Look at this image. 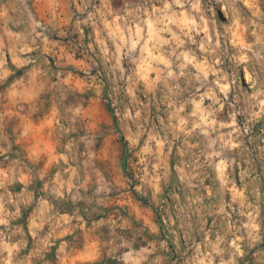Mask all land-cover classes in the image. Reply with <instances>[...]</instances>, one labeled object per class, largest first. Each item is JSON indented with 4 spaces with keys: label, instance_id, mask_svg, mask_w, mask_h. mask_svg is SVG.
<instances>
[{
    "label": "rangeland",
    "instance_id": "374dc122",
    "mask_svg": "<svg viewBox=\"0 0 264 264\" xmlns=\"http://www.w3.org/2000/svg\"><path fill=\"white\" fill-rule=\"evenodd\" d=\"M0 264H264V0H0Z\"/></svg>",
    "mask_w": 264,
    "mask_h": 264
}]
</instances>
